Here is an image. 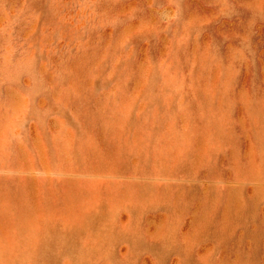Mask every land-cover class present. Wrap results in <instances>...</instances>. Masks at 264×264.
<instances>
[{
	"label": "rangeland",
	"instance_id": "374dc122",
	"mask_svg": "<svg viewBox=\"0 0 264 264\" xmlns=\"http://www.w3.org/2000/svg\"><path fill=\"white\" fill-rule=\"evenodd\" d=\"M0 264H264V0H0Z\"/></svg>",
	"mask_w": 264,
	"mask_h": 264
}]
</instances>
